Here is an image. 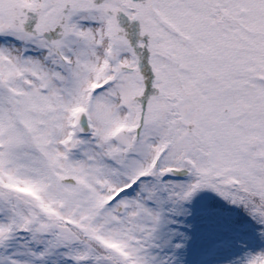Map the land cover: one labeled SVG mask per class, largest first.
Instances as JSON below:
<instances>
[{
  "label": "snow or ice",
  "instance_id": "1",
  "mask_svg": "<svg viewBox=\"0 0 264 264\" xmlns=\"http://www.w3.org/2000/svg\"><path fill=\"white\" fill-rule=\"evenodd\" d=\"M0 264H264V0H0Z\"/></svg>",
  "mask_w": 264,
  "mask_h": 264
}]
</instances>
